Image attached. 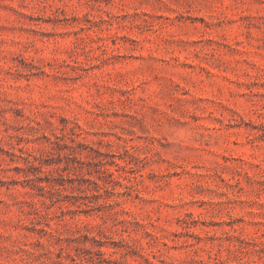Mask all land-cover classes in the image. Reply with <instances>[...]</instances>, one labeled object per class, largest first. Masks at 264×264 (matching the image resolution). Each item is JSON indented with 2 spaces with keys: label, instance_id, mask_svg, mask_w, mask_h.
Masks as SVG:
<instances>
[{
  "label": "rangeland",
  "instance_id": "374dc122",
  "mask_svg": "<svg viewBox=\"0 0 264 264\" xmlns=\"http://www.w3.org/2000/svg\"><path fill=\"white\" fill-rule=\"evenodd\" d=\"M0 264H264V0H0Z\"/></svg>",
  "mask_w": 264,
  "mask_h": 264
}]
</instances>
